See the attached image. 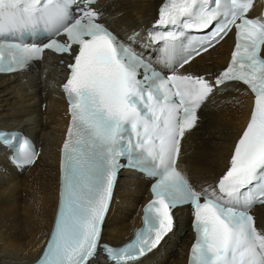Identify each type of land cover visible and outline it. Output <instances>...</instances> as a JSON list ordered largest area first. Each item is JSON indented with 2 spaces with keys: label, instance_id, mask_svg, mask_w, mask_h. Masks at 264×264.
I'll list each match as a JSON object with an SVG mask.
<instances>
[{
  "label": "snow or ice",
  "instance_id": "obj_1",
  "mask_svg": "<svg viewBox=\"0 0 264 264\" xmlns=\"http://www.w3.org/2000/svg\"><path fill=\"white\" fill-rule=\"evenodd\" d=\"M95 3L0 0V73L40 58L45 48L67 53L73 61L63 85L71 123L62 147L58 214L37 264H98L102 255L108 264H143L142 258L173 231L174 210L184 205L194 211L190 264H264V230L251 214L254 205H264V17H249L255 0H166L161 6V25L204 34L180 66L235 29L231 62L214 84L176 74L175 68L171 75L154 70L99 22ZM73 10L80 15L73 17ZM41 23L67 42L52 38L46 45L21 47L3 38L19 31L14 39H22ZM177 35L169 31L161 38ZM228 81L246 85L254 105L210 195L208 189L195 190L176 161L185 132L196 126L197 110L215 87ZM0 145L15 151L18 165L35 162L34 148L14 133L0 131ZM122 168L153 178L154 198L145 208V227L126 246L113 248L102 244V227Z\"/></svg>",
  "mask_w": 264,
  "mask_h": 264
},
{
  "label": "bare ground",
  "instance_id": "obj_2",
  "mask_svg": "<svg viewBox=\"0 0 264 264\" xmlns=\"http://www.w3.org/2000/svg\"><path fill=\"white\" fill-rule=\"evenodd\" d=\"M163 0H102L100 20L136 49L149 54L155 48L147 31L156 22ZM234 43L233 34L184 70L211 76L223 71ZM264 54V53H262ZM67 61L66 57H63ZM32 75L0 77V128L18 129L40 146L33 165L17 173L0 146V264H30L40 254L49 235L59 189L60 149L69 123L67 104L59 85L66 69L46 55ZM198 109L196 126L185 133L177 168L198 191L216 186L229 165L233 145L252 109V95L239 84L216 89ZM45 104L44 109L42 106ZM150 199L148 181L122 172L102 241L121 245L139 226L141 207ZM176 227L160 246L143 258V264H186L193 239L186 208L177 211ZM257 226L264 229V205L256 208ZM98 264H108L100 257Z\"/></svg>",
  "mask_w": 264,
  "mask_h": 264
}]
</instances>
